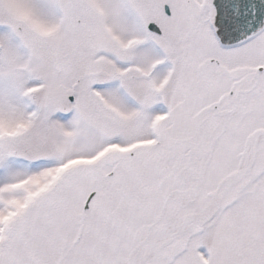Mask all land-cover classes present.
<instances>
[{
    "label": "snow or ice",
    "instance_id": "snow-or-ice-1",
    "mask_svg": "<svg viewBox=\"0 0 264 264\" xmlns=\"http://www.w3.org/2000/svg\"><path fill=\"white\" fill-rule=\"evenodd\" d=\"M0 264H264V0H0Z\"/></svg>",
    "mask_w": 264,
    "mask_h": 264
}]
</instances>
